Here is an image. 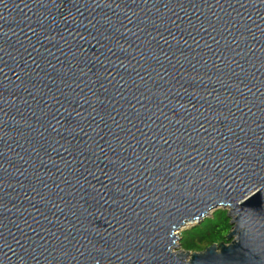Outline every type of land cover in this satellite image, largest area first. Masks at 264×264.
Returning a JSON list of instances; mask_svg holds the SVG:
<instances>
[{"label": "water", "instance_id": "95a60500", "mask_svg": "<svg viewBox=\"0 0 264 264\" xmlns=\"http://www.w3.org/2000/svg\"><path fill=\"white\" fill-rule=\"evenodd\" d=\"M0 264H264V0H0Z\"/></svg>", "mask_w": 264, "mask_h": 264}, {"label": "trees", "instance_id": "16d2710c", "mask_svg": "<svg viewBox=\"0 0 264 264\" xmlns=\"http://www.w3.org/2000/svg\"><path fill=\"white\" fill-rule=\"evenodd\" d=\"M232 229L227 209L216 208L211 213L180 233L179 248L188 251H201L212 243L226 241V235Z\"/></svg>", "mask_w": 264, "mask_h": 264}, {"label": "rangeland", "instance_id": "374dc122", "mask_svg": "<svg viewBox=\"0 0 264 264\" xmlns=\"http://www.w3.org/2000/svg\"><path fill=\"white\" fill-rule=\"evenodd\" d=\"M211 213V212H210ZM209 213V214H210ZM208 214V215H209ZM207 215V216H208ZM198 223V222H197ZM193 224H196V222H191V223H188V224H186V225H184L183 227H181V229L179 230V232H178V237H180V233L183 231V230H185L186 228H188V227H190L191 225H193ZM178 242H179V240L176 242L177 244H178Z\"/></svg>", "mask_w": 264, "mask_h": 264}]
</instances>
